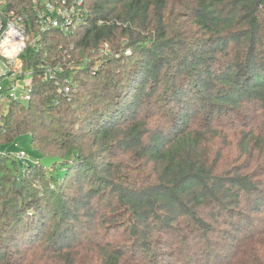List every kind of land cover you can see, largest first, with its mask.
<instances>
[{
	"label": "trees",
	"instance_id": "1",
	"mask_svg": "<svg viewBox=\"0 0 264 264\" xmlns=\"http://www.w3.org/2000/svg\"><path fill=\"white\" fill-rule=\"evenodd\" d=\"M84 6L27 51L88 56L76 92L0 101V145L55 159L0 152V264H264V0Z\"/></svg>",
	"mask_w": 264,
	"mask_h": 264
},
{
	"label": "built area",
	"instance_id": "2",
	"mask_svg": "<svg viewBox=\"0 0 264 264\" xmlns=\"http://www.w3.org/2000/svg\"><path fill=\"white\" fill-rule=\"evenodd\" d=\"M31 9L30 13L17 14L6 8L5 0H0V101L27 102L34 78L52 82L58 94L69 96L78 89L76 74L88 64V56L68 60L45 51L32 65L34 57L27 56L28 50L37 52L42 47V38L50 30L67 34L82 26L87 21L84 0H31ZM130 52L129 48L124 50L126 55ZM90 54L100 62L110 57L112 50L107 43H102ZM97 69L95 64L93 70ZM14 157L20 172L32 164L22 150Z\"/></svg>",
	"mask_w": 264,
	"mask_h": 264
},
{
	"label": "rangeland",
	"instance_id": "3",
	"mask_svg": "<svg viewBox=\"0 0 264 264\" xmlns=\"http://www.w3.org/2000/svg\"><path fill=\"white\" fill-rule=\"evenodd\" d=\"M4 109H5V100H2ZM26 103V102H24ZM22 150L25 152L27 159L33 164L36 165L38 163L42 164L43 166L50 167L55 159L51 157H39V153L36 149H34L30 143L28 136H22L19 138L16 143H9L7 145H0V152L2 153H9L14 156L16 152ZM61 169H56L55 173L62 174Z\"/></svg>",
	"mask_w": 264,
	"mask_h": 264
}]
</instances>
